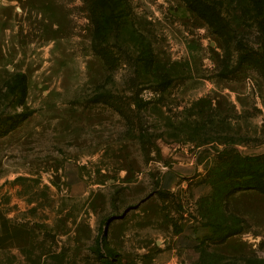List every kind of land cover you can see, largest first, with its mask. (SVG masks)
Listing matches in <instances>:
<instances>
[{
	"label": "rangeland",
	"instance_id": "374dc122",
	"mask_svg": "<svg viewBox=\"0 0 264 264\" xmlns=\"http://www.w3.org/2000/svg\"><path fill=\"white\" fill-rule=\"evenodd\" d=\"M0 264H264V0H0Z\"/></svg>",
	"mask_w": 264,
	"mask_h": 264
},
{
	"label": "crops",
	"instance_id": "0c3cea01",
	"mask_svg": "<svg viewBox=\"0 0 264 264\" xmlns=\"http://www.w3.org/2000/svg\"><path fill=\"white\" fill-rule=\"evenodd\" d=\"M166 174H167V176H168V180L170 181L171 176H172L171 173L167 172Z\"/></svg>",
	"mask_w": 264,
	"mask_h": 264
},
{
	"label": "water",
	"instance_id": "95a60500",
	"mask_svg": "<svg viewBox=\"0 0 264 264\" xmlns=\"http://www.w3.org/2000/svg\"><path fill=\"white\" fill-rule=\"evenodd\" d=\"M54 179L57 180L58 179V176L57 175H54Z\"/></svg>",
	"mask_w": 264,
	"mask_h": 264
}]
</instances>
